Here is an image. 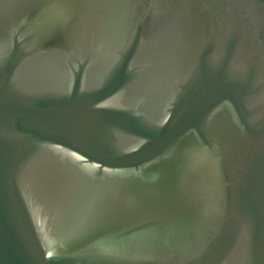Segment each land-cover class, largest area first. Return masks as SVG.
<instances>
[{
    "label": "water",
    "instance_id": "95a60500",
    "mask_svg": "<svg viewBox=\"0 0 264 264\" xmlns=\"http://www.w3.org/2000/svg\"><path fill=\"white\" fill-rule=\"evenodd\" d=\"M0 264H264V0H0Z\"/></svg>",
    "mask_w": 264,
    "mask_h": 264
}]
</instances>
